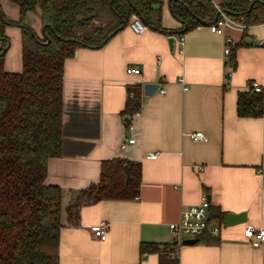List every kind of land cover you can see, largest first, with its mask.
Here are the masks:
<instances>
[{
	"label": "crops",
	"instance_id": "obj_1",
	"mask_svg": "<svg viewBox=\"0 0 264 264\" xmlns=\"http://www.w3.org/2000/svg\"><path fill=\"white\" fill-rule=\"evenodd\" d=\"M170 1L162 5L166 33H136L127 24L104 45L78 47L64 62L62 153L49 159L45 178L63 191L59 264H158V253H141V242L173 243L169 224L204 193L210 218L244 213L246 221L228 226L226 214L212 217L219 234L177 245L178 264H264V243L253 248L243 233L247 224L264 228L258 174L264 167V46L248 44L261 38L264 27L227 29L239 45L226 59L225 37L212 32L208 22L184 30ZM211 1L219 5L222 0ZM0 9L7 19H19L17 5L9 0H0ZM25 23L42 35L39 9L27 12ZM5 32L4 68L20 72V28L7 25ZM169 34L184 36L182 52L174 39L170 48ZM129 67L140 73L128 74ZM251 81L263 88L262 113L240 116L238 96L250 91ZM146 82L160 84L165 93L144 95ZM129 86H140L141 97L139 114L130 116L127 126ZM197 131L206 139H192L189 134ZM131 137L134 143L127 141ZM149 153H157L156 158H147ZM112 158L140 165L138 195L83 205L71 223L67 207L75 193L98 183L101 162ZM101 220L109 223L104 240L90 229Z\"/></svg>",
	"mask_w": 264,
	"mask_h": 264
},
{
	"label": "trees",
	"instance_id": "obj_2",
	"mask_svg": "<svg viewBox=\"0 0 264 264\" xmlns=\"http://www.w3.org/2000/svg\"><path fill=\"white\" fill-rule=\"evenodd\" d=\"M17 5L19 19L0 17V264H59L62 189L47 184L48 161L62 153L64 62L78 47H100L138 15L149 29L166 33L162 26L164 0H9ZM251 3L253 4L250 7ZM231 15H244L255 23L264 14V0H222ZM173 15L189 30L212 21L211 0H171ZM39 9L44 33L38 36L25 23L27 12ZM1 11V9H0ZM95 12L94 15H92ZM21 31L20 72L4 68L5 28ZM231 56V55H230ZM133 91V92H132ZM125 114L140 108V86H129ZM260 93L238 96L240 116H259ZM130 180L124 185V166ZM140 165L123 158L106 159L96 184L79 190L67 207L76 223L79 208L100 200H130L139 192ZM219 212L211 218H224ZM177 244L141 242V253H158V264H178Z\"/></svg>",
	"mask_w": 264,
	"mask_h": 264
},
{
	"label": "built area",
	"instance_id": "obj_3",
	"mask_svg": "<svg viewBox=\"0 0 264 264\" xmlns=\"http://www.w3.org/2000/svg\"><path fill=\"white\" fill-rule=\"evenodd\" d=\"M216 9V15L212 21H209L207 26L208 28L217 34H221L225 37L224 39V57L226 59L232 54L233 49L238 47L239 42L234 40L232 37L228 36L226 33L227 29L237 30L240 32H245L248 28L254 27L256 25L264 27V14L258 19L255 23L247 22V19L244 15H231L225 12L219 5L214 4ZM129 26L136 33H142L149 29V27L141 20V18L132 14L129 20ZM179 45V51L182 52L183 46L185 43V38L182 34L175 36L169 34ZM249 45H261L264 46V33L258 41L251 40L248 42ZM128 74H138L140 70L136 67H129L126 69ZM180 82L183 83V80L180 79ZM186 88V86H184ZM249 90L262 93V86L256 82L251 81L248 86ZM158 91L160 93H165V90L160 86ZM130 97L133 96V93L129 94ZM139 110L136 111L133 115H138ZM190 137L194 140H205L206 135L201 132H193L189 134ZM129 143H134L135 138L131 137L127 140ZM124 147V144H122ZM157 153L147 154V158H156ZM198 168H200L198 166ZM258 174L260 176L261 185L264 187V167L258 169ZM210 201L207 195L204 193L201 196L200 202L195 205L185 206L180 210L179 219L175 222L169 224L171 230L172 238L177 245H181L183 240L189 238L200 239L205 234H212L217 236L220 232V226L211 222L209 215ZM109 223L105 220H101L99 223L91 226V231L94 236L99 240H104L107 236ZM244 237L250 243L253 248H259L264 243V228L263 227H253L252 225L247 224L243 230Z\"/></svg>",
	"mask_w": 264,
	"mask_h": 264
},
{
	"label": "water",
	"instance_id": "obj_4",
	"mask_svg": "<svg viewBox=\"0 0 264 264\" xmlns=\"http://www.w3.org/2000/svg\"><path fill=\"white\" fill-rule=\"evenodd\" d=\"M252 3L250 7H252ZM95 12L92 14L94 15ZM0 17L2 18V13L0 12ZM45 26L42 27V34L44 33ZM168 43L170 48L173 47V38L169 37ZM7 47V46H6ZM159 89V84L158 83H153V82H146L143 84V94L146 96H150L154 94L156 91ZM130 124V116L126 117V125L128 126ZM124 172H125V179H124V185L126 186L128 181L130 180V170L127 165L124 166ZM246 221V216L244 213H228L225 216V224L226 225H234L237 223H242ZM198 241L197 238H189L183 240L182 244H193Z\"/></svg>",
	"mask_w": 264,
	"mask_h": 264
},
{
	"label": "rangeland",
	"instance_id": "obj_5",
	"mask_svg": "<svg viewBox=\"0 0 264 264\" xmlns=\"http://www.w3.org/2000/svg\"><path fill=\"white\" fill-rule=\"evenodd\" d=\"M12 26L15 27V28H17L19 30V27L18 26H16V25H12Z\"/></svg>",
	"mask_w": 264,
	"mask_h": 264
}]
</instances>
